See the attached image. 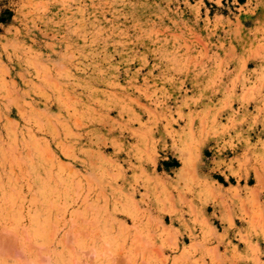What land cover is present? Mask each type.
I'll return each mask as SVG.
<instances>
[{
	"label": "rangeland",
	"instance_id": "obj_1",
	"mask_svg": "<svg viewBox=\"0 0 264 264\" xmlns=\"http://www.w3.org/2000/svg\"><path fill=\"white\" fill-rule=\"evenodd\" d=\"M0 264H264V0H0Z\"/></svg>",
	"mask_w": 264,
	"mask_h": 264
},
{
	"label": "crops",
	"instance_id": "obj_2",
	"mask_svg": "<svg viewBox=\"0 0 264 264\" xmlns=\"http://www.w3.org/2000/svg\"><path fill=\"white\" fill-rule=\"evenodd\" d=\"M235 223L236 227L234 228L228 227V224L221 225V227L218 228L216 233L215 244L216 246H218L220 252H225L227 249H230L232 247V244L238 245L240 249L244 247V244L238 240L239 238L237 236V232L244 229L246 233L248 226L244 223L241 224L240 227L237 219H235Z\"/></svg>",
	"mask_w": 264,
	"mask_h": 264
}]
</instances>
